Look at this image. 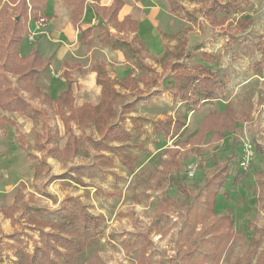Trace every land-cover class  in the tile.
I'll list each match as a JSON object with an SVG mask.
<instances>
[{"label":"rangeland","instance_id":"obj_1","mask_svg":"<svg viewBox=\"0 0 264 264\" xmlns=\"http://www.w3.org/2000/svg\"><path fill=\"white\" fill-rule=\"evenodd\" d=\"M176 1L183 8V12L178 15L167 11L165 0H138L137 3L130 0L133 19H152V27L159 34L162 49L157 33L148 22L141 25L140 36L146 49L157 56L159 62L145 60L142 53L136 52L131 46L132 36L119 38L113 34L110 39L123 46L122 52L127 58L124 56V62L113 61L108 64L111 74L118 79L129 72L136 75L140 67L146 64H152L160 73L161 65L167 61H178L186 67H192L198 63L204 64L201 54L207 53L214 56L208 67L219 80L227 81L222 98L205 105L198 114H190L185 134L174 139L163 138L156 130V124L181 112L179 105H173L166 93L159 99L142 103L131 115L146 120L143 133L126 145V150L135 157L133 171L129 172L115 160L109 171L93 179L84 177L85 187L68 180L52 181V178L65 174L74 165L90 163L91 151L88 146L79 149L76 156L66 164L59 159H45L42 173L36 174L35 168L42 156L34 147L35 134L41 133L40 122H32L18 114L5 115L0 112V118L5 115L16 123L15 128L9 125L0 128V244L6 241L7 236L18 232L29 240L30 250L29 238L35 240L36 234L25 226V207L52 211L68 195L78 197L93 215L105 218L96 241L80 256L78 264L90 263L95 253L101 264H135V243L140 235H148L151 242L149 264H181L180 248L199 246L206 226L205 220L202 224L192 223L189 229L180 234L186 214L195 207L203 215L197 195L203 190L206 179L217 172L220 166L226 165L229 173L218 193L215 212L218 216L228 215L231 218L236 237L228 246L220 264H235L237 260L239 264H256L259 255L264 254V242L257 234L264 228V209L259 191L260 183L264 184V68L261 73H257L254 67L260 60L257 43L264 31V0H247L244 11L227 15V22L222 28H212L206 23L203 17L204 6L188 0ZM53 3L54 7L58 6L57 19H54L56 26H63L68 22L69 8L62 0H54ZM44 18L45 26H35L37 31L32 30L27 34L20 51H25L26 46L30 48L40 44L43 57H51L50 68L40 74L35 82L43 93L54 100L67 84L61 77L58 58L63 54L64 46L57 45L49 36L48 17ZM242 18H248L250 23L240 30L237 23ZM110 28L108 23L100 21L92 29L89 39L82 42L86 60L77 61L70 52H66L61 57V63L78 62L83 67L82 75L89 72L91 66L104 58L100 50L109 48L101 42L107 36V29L113 33ZM55 44L56 48H51ZM82 75L72 74L74 106L77 108L83 104L96 105L100 98L96 88L82 89ZM168 80V75H165L157 89L164 87ZM122 94L125 103L133 100L131 94ZM227 103L237 116L236 130L227 134L220 143L212 141L208 134L203 142L205 153H189L182 158L177 178L184 186V192L172 181L160 189L156 175L166 152L193 134L203 116L223 109ZM55 123L59 130L56 145L62 149L66 137L61 122L56 119ZM127 126L129 128V123ZM85 132L94 139L98 138L94 130L86 129ZM74 134L78 136L80 132L74 130ZM245 149L248 151L249 166L241 170L238 162L246 155ZM172 178L176 176L172 174ZM19 191L23 199L15 205L12 215H9L7 209ZM161 198L171 200L162 218L156 212ZM3 264L10 262L4 258Z\"/></svg>","mask_w":264,"mask_h":264},{"label":"trees","instance_id":"obj_2","mask_svg":"<svg viewBox=\"0 0 264 264\" xmlns=\"http://www.w3.org/2000/svg\"><path fill=\"white\" fill-rule=\"evenodd\" d=\"M46 0H0V111L7 114H18L32 122H40L41 133L35 134L34 147L42 153L40 163L35 168L36 174H41L44 160L59 159L63 164L74 158L79 149L88 146L91 151V161L88 164H78L69 168L65 174L54 176L52 181L68 180L85 187L83 178L93 179L113 168L118 160L129 172L133 171L135 157L126 150V145L143 133L145 119L132 116L137 107L146 101L159 99L166 93L173 105H179L181 112L172 118L157 122L156 130L165 139L180 138L185 134L187 117L198 114L207 104L221 99L227 81L219 80L208 67L214 56L201 54L203 63L186 67L182 63L167 61L161 65L158 73L152 64L140 67L138 74L129 72L123 79L111 77L106 65L102 62L94 64L89 71L96 74L95 84L100 87V98L96 105L83 104L74 106L73 73L83 74L79 63L63 62L61 77L66 81V89L54 100L43 93L36 78L47 71L51 59H44L34 47L26 57L20 54V46L29 27L43 17ZM70 10V21L78 25L88 0H62ZM168 11L173 15L183 12L182 6L176 0H165ZM199 6H204L203 17L212 27L222 28L229 14L242 13L247 0H188ZM122 0H113L108 7L94 0L91 8L95 16L108 23L114 30H106V38L101 43L107 44L112 50L123 51V46L112 41L115 34L119 38L132 36L131 46L143 54L145 60L159 62V59L147 52L145 46L134 36L137 32V21L125 16L118 21V13L123 7ZM218 15H222L218 17ZM250 23L248 18H242L238 29H244ZM82 42L87 41L92 34V28L79 30ZM260 60L254 64L257 73L264 68V31L257 43ZM125 56V55H124ZM125 58H127L125 56ZM165 75L169 80L164 87L157 89L159 81ZM13 81L11 80V78ZM155 88V90H153ZM129 93L133 100L124 102L122 93ZM58 119L63 128L65 145L59 149L56 140L59 138ZM129 123V128L127 126ZM16 123L2 116L0 128ZM237 127V116L229 103L223 109L212 111L202 117L197 130L166 152V157L156 175V182L163 189L169 181L177 184L184 192L177 174L182 164V158L189 153L197 155L206 152L203 148L204 139L210 134L214 142H222L227 134L233 133ZM86 129L96 131L98 138L86 134ZM78 130L80 135H75ZM229 167L220 166L217 172L208 177L203 190L197 195L203 215L198 209L191 208L183 224L182 234L192 223L202 224L205 220L201 244L187 245L180 248L181 264H220L230 243L235 239L233 222L228 215L218 216L215 212L219 191L223 188ZM172 174L176 178H172ZM260 199L264 209V184L259 185ZM23 199L21 191L14 198L13 204L7 209L12 215L15 205ZM171 203L169 198H161L157 203V215H166ZM25 226L36 234L28 250V241L18 232L6 237L0 244V264L5 258L10 264H78L80 256L96 241L99 230L105 222L102 215H93L78 197L65 196L58 207L52 211L44 208L25 207ZM209 219L211 221H209ZM264 242V228L257 232ZM29 237V236H28ZM137 253L135 264H149L151 242L148 235H140L136 240ZM88 264H101L99 256L93 254ZM264 254H260L256 264H263ZM236 261L235 264H239Z\"/></svg>","mask_w":264,"mask_h":264},{"label":"crops","instance_id":"obj_3","mask_svg":"<svg viewBox=\"0 0 264 264\" xmlns=\"http://www.w3.org/2000/svg\"><path fill=\"white\" fill-rule=\"evenodd\" d=\"M112 1L113 0H98V4L100 6H103V7H108L112 3ZM122 1H123L124 5H123L122 9L120 10V12L118 13V17H117L118 21H121L125 16H130V17L132 16L131 7H130L131 6L130 0H122ZM131 1L133 3L134 2L137 3L138 0H131ZM53 2H54V0L45 1V9H44L43 16L48 17L47 31H49V36H51L55 40V43L57 45L59 44L61 46L62 45L64 46L63 47L64 48L63 54H60V56H59V54L56 55V56H59L58 58L60 61V65H62V63H61L62 58L61 57L63 55H65L64 53H66V52H70V55H72V57H74L73 59H76L77 61H81L84 59L86 60V57L84 56V52H83L84 46H82V39L80 38L79 30H83V29L88 28V27H91L93 29L95 27V25H98L100 23L99 19L95 16V14L91 8V4L94 2V0H88L87 1L86 6L84 8L83 15H82L78 25H74L70 21V19H69L70 18V10H69V15L67 16L68 22L64 23L63 26H58V27L56 26V22L54 20V19H57L56 9L58 8V6L54 7ZM64 5H65V3H64ZM60 8H62V7H60ZM53 11L55 13H53ZM167 11H168V8H167ZM151 13H154V12H151ZM162 19L163 20L165 19V15L162 17ZM134 20H136V19H134ZM136 21H137L138 25H137L136 35H134V36H136L139 39V41H141L143 43V45L145 46V49H146V45L144 44V42L142 41L141 36H140L141 25L143 24V22L149 23L151 29L155 33H157V36H158L159 41H160V37H159L157 30L152 27V19L151 18L142 17V18L137 19ZM50 25H53V26L50 27ZM29 30L30 31L36 30L35 24H31L29 27ZM110 30L114 32V30L112 28H110ZM49 36L48 37L46 36V38L48 39ZM70 38H72V40H70ZM56 44L54 46H51V48H54V47L56 48ZM160 44H161V49H162L161 41H160ZM27 47L28 46H26L25 51H22V50L20 51V54L22 53L21 54L22 57H26L29 54L30 50L34 47L39 51L40 54L42 53L40 44H37L36 46L30 47V48H27ZM71 50H75V51L71 52ZM100 51H101L100 54L102 53V56L104 58L100 59L98 61L99 62L103 61V63L106 65V68L109 70L111 77H115L113 74H111V71L109 69L108 64H112L113 61H116L117 63L124 62L123 52L120 50H112L110 47L109 48L104 47V51L103 50H100ZM147 52H149V50H147ZM149 54H150V52H149ZM152 56L157 58V56H155V55H152ZM42 57H43V55H42ZM44 59H51V57H46ZM90 59H91V57H89V60ZM53 61H54V59L52 60V63H53ZM105 61H107V62H105ZM125 76H123L121 79H123ZM95 77H96V74L93 72H90V71L87 72L86 74L82 75V89L88 90L89 88L93 87V88L97 89V91L99 92V95H100V87L95 84ZM121 79H118V80H121ZM65 89H66V86H65ZM73 94H74V91H73ZM0 112L4 113L2 111H0ZM4 114L7 115V113H4ZM5 115H3V116H5Z\"/></svg>","mask_w":264,"mask_h":264},{"label":"built area","instance_id":"obj_4","mask_svg":"<svg viewBox=\"0 0 264 264\" xmlns=\"http://www.w3.org/2000/svg\"><path fill=\"white\" fill-rule=\"evenodd\" d=\"M45 18L44 17H40V19L35 23V26L36 28H39V27H43L45 26ZM245 152V156L243 158H241V160L238 162V166L241 170H246L249 166V156H248V151L247 149L244 150ZM192 173L190 172L189 173V176H191Z\"/></svg>","mask_w":264,"mask_h":264}]
</instances>
